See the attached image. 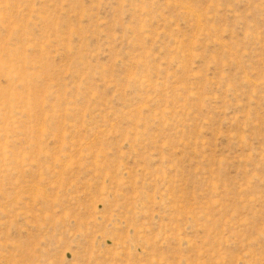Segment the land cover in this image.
Listing matches in <instances>:
<instances>
[{
	"label": "rangeland",
	"instance_id": "rangeland-1",
	"mask_svg": "<svg viewBox=\"0 0 264 264\" xmlns=\"http://www.w3.org/2000/svg\"><path fill=\"white\" fill-rule=\"evenodd\" d=\"M0 264H264V0H0Z\"/></svg>",
	"mask_w": 264,
	"mask_h": 264
}]
</instances>
